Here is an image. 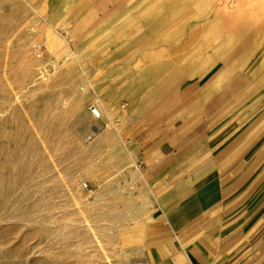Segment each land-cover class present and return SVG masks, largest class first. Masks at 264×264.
I'll use <instances>...</instances> for the list:
<instances>
[{
  "label": "rangeland",
  "instance_id": "obj_1",
  "mask_svg": "<svg viewBox=\"0 0 264 264\" xmlns=\"http://www.w3.org/2000/svg\"><path fill=\"white\" fill-rule=\"evenodd\" d=\"M166 100L262 161L264 0H0V264H148L134 154Z\"/></svg>",
  "mask_w": 264,
  "mask_h": 264
},
{
  "label": "crops",
  "instance_id": "obj_2",
  "mask_svg": "<svg viewBox=\"0 0 264 264\" xmlns=\"http://www.w3.org/2000/svg\"><path fill=\"white\" fill-rule=\"evenodd\" d=\"M173 103L150 107L156 119L136 141L152 202L136 227L148 264H264V158L223 162L222 138L196 130L191 106Z\"/></svg>",
  "mask_w": 264,
  "mask_h": 264
},
{
  "label": "built area",
  "instance_id": "obj_3",
  "mask_svg": "<svg viewBox=\"0 0 264 264\" xmlns=\"http://www.w3.org/2000/svg\"><path fill=\"white\" fill-rule=\"evenodd\" d=\"M91 113L94 114L95 117H99V112L95 106L91 107L90 109ZM96 114V115H95Z\"/></svg>",
  "mask_w": 264,
  "mask_h": 264
},
{
  "label": "bare ground",
  "instance_id": "obj_4",
  "mask_svg": "<svg viewBox=\"0 0 264 264\" xmlns=\"http://www.w3.org/2000/svg\"><path fill=\"white\" fill-rule=\"evenodd\" d=\"M97 108V110H98V112H99V115H101V110L98 108V107H96ZM94 115V114H93ZM96 115V114H95Z\"/></svg>",
  "mask_w": 264,
  "mask_h": 264
}]
</instances>
